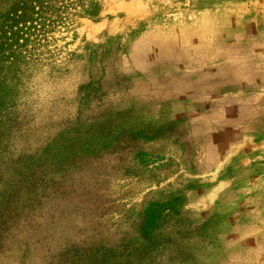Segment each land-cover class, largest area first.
<instances>
[{"label":"rangeland","instance_id":"rangeland-1","mask_svg":"<svg viewBox=\"0 0 264 264\" xmlns=\"http://www.w3.org/2000/svg\"><path fill=\"white\" fill-rule=\"evenodd\" d=\"M228 1L247 0H55L34 16L4 69L0 123L20 131L0 145L18 197L0 264H264V186L220 181L227 140L164 113V33Z\"/></svg>","mask_w":264,"mask_h":264},{"label":"crops","instance_id":"crops-1","mask_svg":"<svg viewBox=\"0 0 264 264\" xmlns=\"http://www.w3.org/2000/svg\"><path fill=\"white\" fill-rule=\"evenodd\" d=\"M214 14L164 33V113L227 140L220 181L264 186V0Z\"/></svg>","mask_w":264,"mask_h":264},{"label":"trees","instance_id":"trees-1","mask_svg":"<svg viewBox=\"0 0 264 264\" xmlns=\"http://www.w3.org/2000/svg\"><path fill=\"white\" fill-rule=\"evenodd\" d=\"M55 0H0V115L5 108H12L14 106L15 95L11 94L6 86L7 81L4 75V69L7 62L11 59L18 61L17 57L20 55L19 47L20 40L26 41L25 35L27 31L32 28L28 23L35 22L36 15L42 14L44 9H49V5ZM64 0H61V2ZM13 63V62H12ZM11 63V64H12ZM9 68L8 66L6 67ZM4 88V90L2 89ZM4 116L7 117L6 114ZM11 121V119H9ZM17 121H11L7 127L0 123V145L3 143V137L7 133L14 131L18 133L20 128L15 126ZM13 191L11 188L7 190L4 195L0 188V215L8 214V206L12 202H16L17 198H12ZM21 193H18L20 197ZM11 196V198H9ZM17 203V202H16Z\"/></svg>","mask_w":264,"mask_h":264}]
</instances>
